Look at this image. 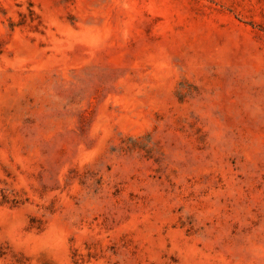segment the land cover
Instances as JSON below:
<instances>
[{"label":"rangeland","instance_id":"rangeland-1","mask_svg":"<svg viewBox=\"0 0 264 264\" xmlns=\"http://www.w3.org/2000/svg\"><path fill=\"white\" fill-rule=\"evenodd\" d=\"M0 264H264V0H0Z\"/></svg>","mask_w":264,"mask_h":264}]
</instances>
